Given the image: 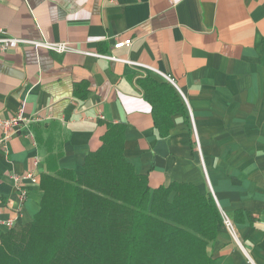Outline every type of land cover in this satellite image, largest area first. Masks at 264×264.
Instances as JSON below:
<instances>
[{"label":"crops","instance_id":"1","mask_svg":"<svg viewBox=\"0 0 264 264\" xmlns=\"http://www.w3.org/2000/svg\"><path fill=\"white\" fill-rule=\"evenodd\" d=\"M0 27L170 73L190 107L163 138L138 82H166L152 70L29 44L0 53V120H35L0 147V241L41 205L40 183L23 180L22 200L13 175L82 172L107 123H125V157L152 188L190 182L232 217L240 243L220 225L217 264H264V0H0Z\"/></svg>","mask_w":264,"mask_h":264},{"label":"trees","instance_id":"2","mask_svg":"<svg viewBox=\"0 0 264 264\" xmlns=\"http://www.w3.org/2000/svg\"><path fill=\"white\" fill-rule=\"evenodd\" d=\"M165 138L172 116L190 114L176 88L138 78ZM125 123H107L82 172L43 173L40 210L1 236L0 264H217L208 246L222 214L216 198L190 182L152 188L125 157Z\"/></svg>","mask_w":264,"mask_h":264},{"label":"built area","instance_id":"3","mask_svg":"<svg viewBox=\"0 0 264 264\" xmlns=\"http://www.w3.org/2000/svg\"><path fill=\"white\" fill-rule=\"evenodd\" d=\"M115 1V0H113ZM174 3V0H171ZM22 44H29L32 46H36L37 48L43 47L48 50L55 51L57 53L63 54L64 52H80L83 53L87 56H95V57H100V58H108L110 60L118 61V62H125L129 64L131 67H133L135 70L137 69L138 71L142 72H147L146 70L153 71L157 74H159L165 81L168 83L172 84L181 98H183L186 106H188V112L190 111V107L187 101V98H185L181 88H179L178 84L176 83L175 78L170 74V73H163L160 70H157L153 66L145 65L144 63H141L139 61H134L130 59L129 57H118L114 54L111 53H100V52H89V51H82L79 48L74 47L70 42L68 41H51V40H31V39H26V38H18L10 34L6 29L0 27V53H5L6 51L10 50L14 46H21ZM133 44L131 39H121L116 42L115 44V49H121V47L124 46H131ZM192 118V117H191ZM193 120V118H192ZM35 120L29 117H26L23 112H19L15 116L9 117V119H4L0 120V125L2 126V137L0 138V147L3 148V150L6 152L9 150L8 147V142L11 137L14 135H17L21 133L20 128L23 125H28L29 123L34 122ZM30 136H33V133L31 131H28L27 133ZM198 148L199 147V142H198ZM14 181H15V187L17 190L20 191V197L22 200L26 199V196L28 194V191L25 189L21 188V183L25 179H29L33 184H39L40 183V177L35 175L33 172H27L25 173V176L21 175H13ZM220 212L222 214V225L225 227L227 230L230 231L233 239L240 243L239 237H238V232H237V226H235L234 221L232 217L224 212L223 210L220 209ZM15 223L14 221L10 222V226H14Z\"/></svg>","mask_w":264,"mask_h":264}]
</instances>
